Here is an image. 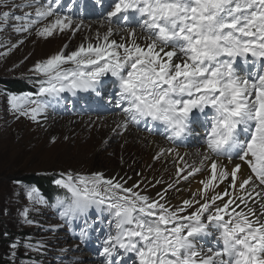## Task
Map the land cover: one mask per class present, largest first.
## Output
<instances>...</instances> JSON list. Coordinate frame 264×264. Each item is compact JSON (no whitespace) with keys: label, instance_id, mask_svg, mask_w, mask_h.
I'll list each match as a JSON object with an SVG mask.
<instances>
[{"label":"snow or ice","instance_id":"snow-or-ice-1","mask_svg":"<svg viewBox=\"0 0 264 264\" xmlns=\"http://www.w3.org/2000/svg\"><path fill=\"white\" fill-rule=\"evenodd\" d=\"M94 2L103 7L105 0ZM0 4L7 8L11 0ZM62 4L24 0L18 7L34 12H0V32L10 19L19 22L12 30L22 37L33 29L45 40L64 33L71 40L81 29L91 32ZM100 28L73 50L66 42L59 52L38 61L30 69L43 77L36 97L12 94V109L39 122L49 107L41 97L78 92L102 97L105 78L111 76L118 94L103 98L120 108L117 134L141 124L152 133L159 122L165 126V139L175 143L192 135L195 113L210 108L204 141L208 151L198 152L200 159L193 164L184 162L175 148L154 155L159 160L175 153L182 165L155 198L137 191L139 183L125 187L126 181L101 172L61 174L56 184L71 194V202L58 201L60 218L69 221L93 207L111 214V231L99 253L102 264H129V255L132 264H264V0H113L102 13ZM23 43V38L10 47L0 42L7 47L0 56ZM249 55L255 59L249 61ZM237 58L256 70L241 74ZM201 172L202 187L171 205L167 193L181 179ZM28 198L44 202L35 188ZM23 215L33 223L27 209ZM213 234L220 246L198 245V238ZM79 235L86 240L87 229ZM26 247L38 251L42 245Z\"/></svg>","mask_w":264,"mask_h":264},{"label":"rangeland","instance_id":"rangeland-1","mask_svg":"<svg viewBox=\"0 0 264 264\" xmlns=\"http://www.w3.org/2000/svg\"><path fill=\"white\" fill-rule=\"evenodd\" d=\"M23 3L22 0H11V4L7 8L0 4V12H23L22 8L18 7ZM110 4V2H105L101 9L104 10ZM84 22L85 25L92 27L91 25L98 21L84 20ZM99 22L102 21L99 20ZM69 35V33L56 34L45 40L38 37L33 29L28 39L20 37L15 40L17 42L23 38V44L12 49L7 56H0V232L4 237L0 239V246L1 242H5V246H7V249H0V264H30L21 258L22 255H32L31 258L40 260L39 264H61L59 257L56 256L60 249L59 255L65 256V264L88 262L102 264L104 258L99 255L101 251L99 242H103L111 231V214L108 211L106 214V210H103L99 215L97 221L101 223L100 217L102 218L103 231L96 227L94 234L89 233L90 242L87 243V251L91 257L84 258V252L79 249L76 242L68 241L78 246L73 253L69 248L72 244L67 243L61 247L60 244L65 243V235L63 232L58 233L56 227V224L59 225V229L69 232L71 237L82 242L79 233L82 229H86V225L82 222L81 216L55 223L46 216L45 212L37 208L33 200L28 198V192L33 188V184H40L43 187L45 183L51 184L56 178H62L61 174L67 173H71L75 177L102 171L101 173L107 177L108 174L114 172L116 175H120L119 178L115 177V180L126 181L125 187L139 183L140 188L137 191L155 198L157 193L163 192L167 184L176 178L170 172L171 175L167 180L168 171L160 175L161 164L155 160H152V164L144 168V162L148 160L147 151H135L132 144H127L123 149L120 148V139L127 131L116 136H110V133L106 135L99 133V143L91 146L90 134L95 136L94 132L98 129L94 128L95 125L101 122L99 120L112 113L107 116L93 115L94 117L89 119L52 118L50 121L38 124L39 122L31 123L29 119L20 116L9 105L7 106V96L4 93L7 86L11 85L17 90L22 89L23 81L38 77L30 71L38 61H43L59 52L66 42L69 44L70 51L82 41L84 36H91L84 29H81L71 40ZM9 38L11 39V37ZM10 39L4 41L8 42V47L16 43ZM48 40H50L48 51L45 50L42 54L34 56L35 52L38 53L40 45ZM4 51H7V47H0V52ZM28 51L29 53H27ZM28 56L29 58H27ZM27 60L34 62L28 68H26ZM53 121L54 123H52ZM82 125L85 126L82 127ZM140 126L146 131L143 124ZM129 127L133 128L132 130L138 129V126L135 125ZM160 138H162L161 135ZM87 142L90 146L89 151L86 148ZM169 145L172 146V144ZM135 161L137 165L133 166ZM158 180L160 183H157ZM50 193L51 197L56 196L54 188L50 189ZM171 193L172 190L167 193V198ZM194 193L196 192L191 193V196ZM196 198L199 199V195ZM180 203L176 200L171 201V205ZM26 209L28 210L27 219L33 221L31 224L26 222L23 215ZM59 209L61 212L63 211L62 205ZM3 223H8V226H3ZM25 234L28 236L25 237ZM14 243L18 245L15 249L11 247ZM94 243L97 245L93 246ZM28 244H39L42 247L38 251H34L26 247ZM66 248L67 252L65 253ZM40 255L43 256L40 257ZM34 263L38 264L36 261Z\"/></svg>","mask_w":264,"mask_h":264},{"label":"bare ground","instance_id":"bare-ground-1","mask_svg":"<svg viewBox=\"0 0 264 264\" xmlns=\"http://www.w3.org/2000/svg\"><path fill=\"white\" fill-rule=\"evenodd\" d=\"M91 26H92V27H90L91 28V32H89L86 29H84L85 32L87 34H91V36H93L94 33L97 30H101L102 31V29L100 28V22L99 21L96 22V24L91 25ZM49 44H50V40L43 42L40 45L41 46L40 49L38 48V53L35 52L34 56H37L38 54H42L43 52H45V50L48 51L47 48L49 47ZM27 53H29V51ZM27 58H29V56ZM32 62L33 61L27 60L26 61V64H27L26 68H28L31 65ZM87 119H89V118H87ZM120 120H121V117L119 115H117V114L114 115V116H107L105 118H102V120H99L101 122L97 123V125H95V127H94L95 129L98 128L99 131L97 132L98 129L95 130V132H94L95 136H92L90 134L91 138H90L89 141L91 143V146L95 145L96 143H99V140H98L99 133H100V135L101 134L106 135L107 133H110V136H116L117 132H118V129H117L116 126H117V123ZM52 123H54V121ZM83 126H85V125H82V127ZM87 127H89V125H87ZM132 129H130V127H129V130L121 137V139H120V148L123 149V147L125 148V146L127 144H132L136 148V149L134 148L135 151H143V150L147 151L148 160H146L144 162L145 163L144 168L146 166H149V165L152 164V160H154L153 159L154 155L158 154V152L161 149L175 148L173 146V144H172V146L167 144L166 142H164V140L162 138L149 136V135H147L145 133H142L141 131H137L136 129L132 130ZM86 144H87L86 148H88V151H89L90 150V146H89L88 142ZM175 149L180 152L181 157H183L184 162H186L187 164L197 163L199 161L200 157L197 156L196 154L198 152L203 153V151H193V150L186 151V150H181V149H177V148H175ZM143 161H144V159H143ZM155 161H157L159 164H161L160 165L161 166V170H160V173H159L160 175H163L165 171H168L167 178L171 175L170 172H172L173 175L176 176L177 167L182 166L180 161L175 157V153H173L172 155L163 156L159 160H155ZM135 163H136V161L134 162L133 166L137 165ZM230 167H231V165H229V168ZM204 175H205V173L201 172V173L197 174L195 177H189V179L187 181L181 179L179 184H177L175 186V188L172 190L171 195H169V198H168L169 201L171 202L173 200H176L177 202H182L184 199L190 198L191 197V193L197 192V189L202 187V185H200V183H199V180L204 178ZM119 176H120L119 174L116 175L114 172H111V174H108L106 178H111V179L115 180V177L119 178ZM167 180H169V178ZM172 180H173V177H172ZM237 183H239V181ZM225 184H227L226 181H225L224 184H221L219 186V188L216 189V191H221L224 188ZM69 248H70L72 253L75 251L74 250L75 248H74L73 245H71ZM88 256H89L88 254H84L83 255L84 258H86ZM96 263H94V262H90L89 263L88 262V263H85V264H96Z\"/></svg>","mask_w":264,"mask_h":264},{"label":"trees","instance_id":"trees-1","mask_svg":"<svg viewBox=\"0 0 264 264\" xmlns=\"http://www.w3.org/2000/svg\"><path fill=\"white\" fill-rule=\"evenodd\" d=\"M10 88H13L11 86H9ZM45 186L49 187V183H45ZM3 226H8V223L7 224H4L3 223ZM28 236V235H27ZM25 237H26V234H25ZM1 238H4L3 237V234L0 232V239ZM0 249L4 250V249H7V246H5V242H1V246H0ZM43 256V255H40V257ZM32 255H28V256H24L22 255L21 258L24 259L25 261L27 262H30V264H35L34 262H38V264L40 263V260L39 259H36V258H31Z\"/></svg>","mask_w":264,"mask_h":264}]
</instances>
